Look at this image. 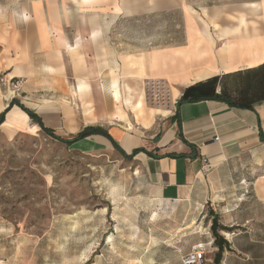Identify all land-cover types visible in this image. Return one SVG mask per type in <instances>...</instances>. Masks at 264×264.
I'll return each mask as SVG.
<instances>
[{"label":"crops","instance_id":"1","mask_svg":"<svg viewBox=\"0 0 264 264\" xmlns=\"http://www.w3.org/2000/svg\"><path fill=\"white\" fill-rule=\"evenodd\" d=\"M34 1L41 11L30 30V52L40 54L41 63L30 55L31 64L15 67L8 80L47 83L53 94L46 98L62 101L19 103L64 140L87 127L107 134L74 142V151L109 152L114 144L127 155L141 149L134 159L155 199L172 210L184 207L187 236L196 230L197 241L186 254L201 246L205 264H264V0ZM69 4L71 12L65 11ZM176 11L182 22L173 34L181 39L169 36L167 45L136 54L127 53L126 41L115 42L128 20ZM147 78L173 84L172 112L148 108L144 93L135 101L127 97ZM80 83L87 87L80 90ZM2 94L0 113L13 100ZM65 98L78 99L81 116L74 100ZM119 110L127 120L118 118ZM19 113L31 121L14 105L3 123L7 117L21 124ZM159 116L166 118L155 124ZM155 247L145 248L132 264H168L157 263Z\"/></svg>","mask_w":264,"mask_h":264},{"label":"rangeland","instance_id":"2","mask_svg":"<svg viewBox=\"0 0 264 264\" xmlns=\"http://www.w3.org/2000/svg\"><path fill=\"white\" fill-rule=\"evenodd\" d=\"M65 7L73 11L71 4ZM40 11L34 0H0V91L27 107L62 101L46 98L53 94L46 91L47 83L8 80L15 67L25 69L30 55L34 64L41 63L40 54L30 52V30ZM181 22L179 11L128 20L115 42L126 41L129 54L163 47L169 36L181 39L173 34ZM130 89L132 101L144 93L148 108L173 110L175 89L164 78H147L139 89ZM65 100H74L72 107L82 115L78 99ZM20 118L13 131L7 117L0 126V257L5 264H132L151 246H157L151 251L157 263L181 264L180 257L197 241L196 230L187 236L184 207L172 210L155 199L139 162L115 150L74 151L78 145L67 147L46 137L28 117ZM165 118L157 117L155 124ZM253 212H259L256 206ZM206 227L204 220L201 232Z\"/></svg>","mask_w":264,"mask_h":264},{"label":"trees","instance_id":"3","mask_svg":"<svg viewBox=\"0 0 264 264\" xmlns=\"http://www.w3.org/2000/svg\"><path fill=\"white\" fill-rule=\"evenodd\" d=\"M14 105L18 106L21 110H23L30 118L31 122L37 124L41 130V132L46 136L49 137L55 141H58L60 143L65 144L67 147H71L72 144L74 142H77L79 140H82L90 135H94V134H103L105 136H107V134L105 132H103L102 130H100L99 128H92V127H87L84 130H82L81 132H79L72 140H64L58 136H56L54 134V132L50 129H47L43 126V124L41 123V120L31 111L25 109L18 100L13 99L10 104L8 105V107L2 112L0 113V125L3 123L4 121V117L6 115V113L10 110V108H12ZM6 124V123H5ZM114 150L117 151L124 159L129 160V159H133L135 157L136 154H138L139 152H141V149H136L134 150L130 155L125 154L116 144H114ZM218 229L216 220L213 219L212 221V225H211V231L212 234L215 236V242L218 243V237L216 236V231Z\"/></svg>","mask_w":264,"mask_h":264},{"label":"built area","instance_id":"4","mask_svg":"<svg viewBox=\"0 0 264 264\" xmlns=\"http://www.w3.org/2000/svg\"><path fill=\"white\" fill-rule=\"evenodd\" d=\"M176 103L174 102L173 105L176 106ZM206 260L204 249L201 246H197L181 258V264H205ZM0 264H5V259L2 257H0Z\"/></svg>","mask_w":264,"mask_h":264},{"label":"bare ground","instance_id":"5","mask_svg":"<svg viewBox=\"0 0 264 264\" xmlns=\"http://www.w3.org/2000/svg\"><path fill=\"white\" fill-rule=\"evenodd\" d=\"M10 81H12V80H10ZM87 87V85L86 84H83V83H80L79 84V89L80 90H83L84 88H86ZM78 93H79V91H78ZM82 94V93H81ZM72 96V95H71ZM83 96V95H82ZM113 96H115V95H113ZM3 94H2V92L0 91V109H1V105H2V100H3ZM90 101V100H89ZM83 106H85V109H84V114L85 115H88V116H90V114H91V109L89 108V105L88 104H83ZM20 114V113H19ZM12 115V114H11ZM18 116V115H17ZM20 117H22L23 119H26L27 118V116L25 115V114H20L19 115ZM116 117V116H115ZM118 118L120 119V116H118ZM87 119V118H86ZM117 119V118H116ZM118 119V120H119ZM14 121V120H13ZM90 121H92V120H90ZM14 126H15V124L11 121V120H9V122H8V127H10L9 128V130L10 131H13V128H14Z\"/></svg>","mask_w":264,"mask_h":264}]
</instances>
